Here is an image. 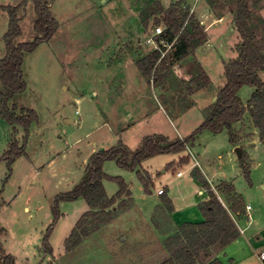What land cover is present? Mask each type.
I'll use <instances>...</instances> for the list:
<instances>
[{"label": "rangeland", "instance_id": "374dc122", "mask_svg": "<svg viewBox=\"0 0 264 264\" xmlns=\"http://www.w3.org/2000/svg\"><path fill=\"white\" fill-rule=\"evenodd\" d=\"M21 1L0 0V6H16ZM179 1L198 19L194 7L196 4L199 13L202 0H192L190 5ZM156 2L159 0H52L50 11L58 29L49 41L24 54L26 89L9 101L17 114L25 108L37 116L29 127L24 154L10 164L3 157L11 126L0 119V241L15 264H166L171 255L164 241L176 234L178 225L174 223L203 220L194 205L203 177L214 187L224 181L232 183L244 207L250 205L251 210L248 215L243 210L233 216L243 234L224 249L201 252L195 264H208L213 259L220 264H264L260 259L264 256V144L247 110L235 125L236 144L229 141L227 131L214 134L202 130L186 145L189 152L185 148L154 155L132 171L114 160L105 161L104 172L129 185L133 202L123 209L115 205L111 221L101 224L73 250H64L65 240L88 207L83 199L61 201L56 221L51 209L57 195L81 181L90 156L122 143L130 162L147 137L189 138L201 124L203 110L214 102L225 83L223 61L237 55V33L228 31V43L218 44L217 19L230 14L233 20V14L228 0H214L213 6L206 2L205 25L201 24L203 29L210 28V41L205 36L192 59L175 65L165 59L167 68L157 64L144 75L137 61L153 50L145 40L155 26L164 30L161 15L153 12ZM250 8L252 23L258 25L259 39L264 43V0H253ZM19 18L21 34L16 44L31 42L36 20L32 0L22 7ZM7 23V13L0 8V59L5 54ZM226 23L231 28L229 21L223 26ZM194 58L199 59L197 66L209 79L205 86L191 80L196 69ZM259 76L264 82V73ZM252 92L250 86L240 88L238 95L244 105ZM17 129L21 143L24 131ZM235 148H240L242 161ZM192 156L199 163L194 168L200 176L191 168ZM183 157L187 163L180 160ZM177 171L182 177H176ZM138 172L150 179L149 191L166 186L177 208L174 215L168 216L167 208L161 206L151 209ZM103 186L108 196L118 190L112 180H105ZM216 188L211 190L223 204ZM190 205L194 207L183 212ZM49 227L51 253L42 247Z\"/></svg>", "mask_w": 264, "mask_h": 264}, {"label": "trees", "instance_id": "16d2710c", "mask_svg": "<svg viewBox=\"0 0 264 264\" xmlns=\"http://www.w3.org/2000/svg\"><path fill=\"white\" fill-rule=\"evenodd\" d=\"M27 1L22 0L16 6H0L8 17L7 30L3 35L5 54L0 59V119L11 126L8 150L3 157L8 164L24 154L29 127L37 119L32 109L21 108L20 113L17 114L16 107L9 106V101L26 89L22 73L24 54L32 52L40 43L49 41L58 29V23L50 11L52 0H32L36 14L33 27L35 38L28 43L16 44V39L21 34L19 13ZM251 2L253 3V0L227 2L233 14L234 29L238 37L237 55L223 63L225 83L218 89L215 101L203 110V120L189 138L170 140L162 135L147 137L141 147L135 151L130 162H127L128 153L122 143L98 150L90 156L81 181L71 190L55 197L51 209L54 221L61 215L58 210V203L61 201L83 199L88 207L65 240V252L80 245L85 238L96 232L101 224L111 221V211L115 205L123 209L128 207L127 203L133 201L129 185L122 178L110 177L104 172L105 161L114 160L119 167L132 171L148 157L184 151L193 135L202 130H209L214 134L227 131L229 141L236 144L238 137L234 134V126L242 120L246 110L264 144V82L259 76L264 73V43L259 39L261 34H258V25L252 23ZM213 3L214 0L208 1L209 5L213 6ZM154 8L153 12L159 13L162 17L165 39L168 43H174L169 55L166 54L170 50L163 57L160 52L152 50L137 61V66L144 75L150 74L157 64L162 65V69L167 68L163 65L165 59H169L170 65L185 60L205 40L202 26L197 18L190 14L184 2L171 3L166 9L156 2ZM197 64L194 65L196 69L192 71L191 80L201 82V86H205L209 84V79ZM202 79L203 81H199ZM245 85L253 88L247 105L241 102L238 95L240 88ZM17 127H21L24 131L21 143L16 137ZM180 160L186 162L187 158L183 157ZM239 160L242 161V157ZM137 174L145 193L150 194L149 187L152 185L150 179L144 178L140 172ZM244 174L248 175V171H244ZM105 180H112L117 184L118 190L113 196L106 194L103 186ZM201 184L208 196V200L198 205L203 220L197 223H182L178 225L175 235L165 239V248L171 255L166 264H195L201 252L207 253L214 247L224 249L240 235L233 216L243 213L244 203L235 192L234 186L226 182L217 186L222 204L204 180ZM159 196L160 201L167 206V211L171 212L172 206L165 192ZM50 231L51 227L42 238V247L48 253H51L48 245ZM2 233L3 230L0 229V236ZM0 264H15L14 257L4 251L1 241ZM208 264H220V262L218 259H213Z\"/></svg>", "mask_w": 264, "mask_h": 264}, {"label": "crops", "instance_id": "0c3cea01", "mask_svg": "<svg viewBox=\"0 0 264 264\" xmlns=\"http://www.w3.org/2000/svg\"><path fill=\"white\" fill-rule=\"evenodd\" d=\"M176 1H179V0H159V2H160V4L162 5V7H164L165 9L167 8V7H169V5L171 4V3H174V2H176ZM184 1H186V3H187V5H190V4H193V2L194 1H192V0H184ZM202 2L204 3V5L202 6H200V8H199V13L198 12H196V9H195V7H196V4H195V7H194V10H195V13H196V15L198 16V22L200 23V25L202 24V25H205V12H204V7H205V9H207V7H208V5L206 4V2L208 3V1L207 0H202ZM232 19V15H230V14H228V15H222L221 17H220V19H217V30H218V32H217V36H218V44L220 45V46H223V45H225V42L226 43H228V40H227V32L228 33H235V35H236V31H235V29H234V23H233V20H231ZM227 21H229L230 22V26H231V28H228L227 26H228V24L226 23V25H224L223 26V23L224 22H227ZM204 30V33H205V36L207 37V35H208V37H209V40L208 41H210V36H209V30H210V28H204L203 29ZM228 47H230V45L228 46ZM202 48H204V47H202ZM203 50V49H202ZM231 50H232V48H231ZM194 53V52H193ZM193 53L192 54H190L187 58L188 59H192L191 57H193ZM195 56V55H194ZM186 58V59H187ZM232 57H226L225 58V60L223 61V62H226L227 60H229V59H231ZM195 59V63H197V60H198V62H200L199 61V59H197V58H194ZM216 94V93H215ZM214 94V95H215ZM215 98H216V96H214L213 97V100L215 101ZM212 101V100H211ZM210 104V103H209ZM208 104V105H209ZM234 130L236 131V128H235V126H234ZM186 149H187V147H186ZM188 150V152H189V148L187 149ZM192 159H194L195 161L193 162V164L191 165V168H193V169H195V170H198V169H196V168H194V167H197V166H199V163H198V161L195 159V157H193L192 156ZM198 168V167H197ZM178 172H181V171H177L176 172V177H182V173H181V175L180 176H177V173ZM194 174H196V175H198V176H200L201 174H200V172H199V170H198V172L197 173H194ZM201 180H204L210 187H211V189L214 191V188H216L219 184H221L222 182H220V183H218L217 185H216V187H214V186H212L211 184H209L205 179H204V177H203V179H200V183H201ZM224 182H226V181H224ZM226 183H228V182H226ZM232 184V183H231ZM199 186H201V185H199ZM202 187V186H201ZM160 188H163L164 189V192H165V195L167 196V198H168V200L170 201V203H171V206H172V211L171 212H169L168 211V216L170 215V216H172V215H174L176 212H177V208H175V206H174V203H173V201L168 197V190L166 189V186L165 187H158V188H155L153 191H150V194H149V200L152 202V206H151V209H153L155 206H156V208H158V206L160 207H164V208H167V206H165L161 201H160V196H158L157 194H156V192H157V190L158 189H160ZM215 192V191H214ZM196 197H197V202L194 204V205H196L197 204V207H198V205L201 203V202H204V201H206V200H208V196L206 195V193L204 192V190H203V188H201L200 190H198L197 191V193H196ZM133 200V199H132ZM133 202V201H132ZM194 205H190V206H188V207H185V208H183L182 210H183V212H185L188 208H193L194 207ZM250 206V205H249ZM245 208V207H244ZM251 210V209H250ZM171 221H173L172 220V218L170 219ZM199 222H201V221H199ZM182 223H185V222H182ZM182 223H174L175 225H180V224H182ZM191 223H197V222H191ZM237 227L239 228V232H240V234H243L242 233V229H240V227L237 225Z\"/></svg>", "mask_w": 264, "mask_h": 264}, {"label": "built area", "instance_id": "2783aa9c", "mask_svg": "<svg viewBox=\"0 0 264 264\" xmlns=\"http://www.w3.org/2000/svg\"><path fill=\"white\" fill-rule=\"evenodd\" d=\"M163 29L161 28V26H155V28L152 30L151 35L148 36V38H146L145 40V44L146 45H151L153 50L160 52L161 57H163L168 51L169 49L173 46V42L172 43H168L167 40L165 39L164 35H163ZM181 173L178 172L177 176H180ZM156 194L162 195L164 194V189L160 188L157 190ZM251 207L249 205H246L244 210L248 215V212L250 211ZM260 259L263 260L264 256L261 254Z\"/></svg>", "mask_w": 264, "mask_h": 264}, {"label": "water", "instance_id": "95a60500", "mask_svg": "<svg viewBox=\"0 0 264 264\" xmlns=\"http://www.w3.org/2000/svg\"><path fill=\"white\" fill-rule=\"evenodd\" d=\"M235 153H236L238 158H240L242 155L240 148H235Z\"/></svg>", "mask_w": 264, "mask_h": 264}]
</instances>
